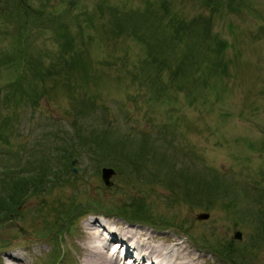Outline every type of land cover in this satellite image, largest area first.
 <instances>
[{"label":"rangeland","instance_id":"obj_1","mask_svg":"<svg viewBox=\"0 0 264 264\" xmlns=\"http://www.w3.org/2000/svg\"><path fill=\"white\" fill-rule=\"evenodd\" d=\"M16 2L0 0V264H77L95 218L264 264V0H29L28 22ZM167 14L195 20L188 47L166 45Z\"/></svg>","mask_w":264,"mask_h":264},{"label":"bare ground","instance_id":"obj_2","mask_svg":"<svg viewBox=\"0 0 264 264\" xmlns=\"http://www.w3.org/2000/svg\"><path fill=\"white\" fill-rule=\"evenodd\" d=\"M82 226L76 244L77 264H216L178 234L162 236L142 225L100 218ZM203 250L212 253L208 248ZM22 258V254L9 255L12 261Z\"/></svg>","mask_w":264,"mask_h":264},{"label":"trees","instance_id":"obj_3","mask_svg":"<svg viewBox=\"0 0 264 264\" xmlns=\"http://www.w3.org/2000/svg\"><path fill=\"white\" fill-rule=\"evenodd\" d=\"M219 3H221L220 0H203V5L205 7L206 6L209 7L212 10V12H216L217 6L219 5ZM16 4H17L18 8H16L13 11V14L16 13L15 15H18L21 19H23L26 22H28V20L30 19V15L33 13L32 12L33 10H31V8H30L29 0H17ZM155 14L159 15L158 13H155ZM132 19L133 20L134 19L137 20V18H134L132 16V14H131L128 17V20H132ZM159 19H161V18H159ZM205 19L203 18V21H204V23L206 22V24H207L208 20L210 18L208 20L207 19L205 20ZM161 20L167 21V25L164 28H162L160 26V28L163 30V31H161L162 32V36L161 37L164 38V41H166V45L170 49H171V47H174L176 45H178V46L184 45V47L186 45V47H188V43H187L188 41H186V39L188 37H190V33L194 31L193 24H194L195 20L188 21L187 19H185L183 17L176 16V15L169 16V14L165 15ZM199 20L202 21L201 18H199ZM143 21L145 22V20H143ZM192 22H193V24H192ZM146 23H147L148 27H150L152 25V23L149 22V21H147ZM129 24H131V23H129ZM204 29H205V27H204ZM205 31H206V38L205 39L207 40L208 33H210V28H209V30L205 29ZM67 42H69V40ZM189 48H191V47L189 46ZM80 61H81V57L78 56L77 62H79V63H76V61H73L72 59H71V61L69 63H70V66H72V67L75 64L80 66ZM69 63H68V65H69ZM66 68L69 69L68 67H66ZM61 154H62L61 155L62 159H64L65 161H69V157H73L74 154H76V152H75L74 149L73 150L72 149H67V150L63 151ZM78 154L81 156L80 153H78ZM24 158H25V154H21L17 158V160L19 162L18 165L23 166L22 165L23 163H20V162H24L23 161ZM13 171L14 170H10V172H8L10 174V176H12L11 173ZM13 176H14V178L12 177L10 182H9V180H6L4 182L8 181L10 184H13V185H11V187H13L15 189L17 187V185L21 182V179H23V175H22V172H21L20 175L14 174Z\"/></svg>","mask_w":264,"mask_h":264},{"label":"water","instance_id":"obj_4","mask_svg":"<svg viewBox=\"0 0 264 264\" xmlns=\"http://www.w3.org/2000/svg\"><path fill=\"white\" fill-rule=\"evenodd\" d=\"M102 179H103V182L107 185H110L111 183L109 182V179L113 176V175H115V173H116V171H114L113 169H111V168H108V167H106V168H103L102 169ZM236 238L238 239V238H240V233L238 232L237 234H236Z\"/></svg>","mask_w":264,"mask_h":264}]
</instances>
